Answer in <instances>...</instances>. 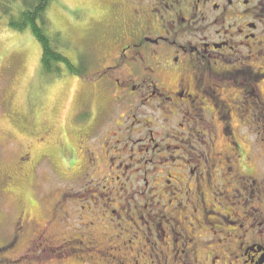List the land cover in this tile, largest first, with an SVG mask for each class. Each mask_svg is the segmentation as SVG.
Wrapping results in <instances>:
<instances>
[{"label":"rangeland","instance_id":"374dc122","mask_svg":"<svg viewBox=\"0 0 264 264\" xmlns=\"http://www.w3.org/2000/svg\"><path fill=\"white\" fill-rule=\"evenodd\" d=\"M114 1L53 0L47 12L61 50L97 73L99 54L117 45L107 27ZM260 34L264 40V30ZM41 57L29 29L12 30L0 18V264H188L185 234L195 219L179 206L188 203L183 186L172 195L175 183H168V171L184 160L173 161L170 149L139 152L137 145H148L142 139L149 129H129L131 100L126 107L115 102L117 94L102 90L95 74L83 80L66 66L60 77L45 73ZM251 63L257 74L249 86L264 95V60ZM248 101L249 111L242 107L239 114L252 123L254 100ZM139 116L151 120L147 128L155 122L161 146L182 145L171 128L177 119L163 129L166 120L155 104ZM91 119L94 124L85 126ZM263 128V121L254 125L255 151L245 162L253 179L264 175ZM244 150L252 156V147ZM223 201L219 196L217 202ZM216 210L211 224L195 222L200 242L212 241L201 243L198 257L226 264L220 250L231 241V227L222 213L230 211Z\"/></svg>","mask_w":264,"mask_h":264},{"label":"flooded vegetation","instance_id":"af4514ba","mask_svg":"<svg viewBox=\"0 0 264 264\" xmlns=\"http://www.w3.org/2000/svg\"><path fill=\"white\" fill-rule=\"evenodd\" d=\"M109 17L116 48L99 54L98 73L86 66V75L77 77L85 80L95 74L102 90L117 94L115 102L126 107V99L131 100L129 129H149L142 139L148 145H137L139 152L170 149L173 161L184 160L183 166L168 171V183H175L172 195L183 186L188 203L179 206L195 219L185 234L188 264H209L208 256L200 260L198 250L201 243L212 241L200 242L194 225L211 224L219 206L230 211L222 213L232 241L220 250L225 263L264 264V175L253 179L245 168L255 151L254 125L264 122L263 92L249 86L257 74L251 62L264 60V0H115ZM73 62L79 66L81 59ZM237 88L244 90L235 93ZM248 98L254 100L252 123L239 114L242 107L244 114L249 111ZM154 104L166 120L163 129L177 119L171 128L182 145L166 141L161 146L152 129L155 122L147 128L152 122L139 112ZM93 119L85 126L93 125ZM246 145L252 147V156L245 153ZM181 150L183 155L176 152ZM219 196L224 198L221 204ZM199 209L202 213L195 217Z\"/></svg>","mask_w":264,"mask_h":264},{"label":"trees","instance_id":"16d2710c","mask_svg":"<svg viewBox=\"0 0 264 264\" xmlns=\"http://www.w3.org/2000/svg\"><path fill=\"white\" fill-rule=\"evenodd\" d=\"M53 0H0V18H5L8 27L23 32L29 29L42 47L41 64L45 73L60 77L62 67L74 76L86 75L84 61L77 66L61 50L60 33L51 30L47 12ZM60 37V38H59Z\"/></svg>","mask_w":264,"mask_h":264}]
</instances>
